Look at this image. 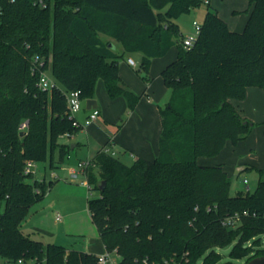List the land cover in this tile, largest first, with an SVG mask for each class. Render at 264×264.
<instances>
[{
  "label": "trees",
  "instance_id": "obj_1",
  "mask_svg": "<svg viewBox=\"0 0 264 264\" xmlns=\"http://www.w3.org/2000/svg\"><path fill=\"white\" fill-rule=\"evenodd\" d=\"M203 3L51 0L40 8L32 0H0L2 258L25 264L97 260L94 253L44 243L22 230L30 206L53 183L28 181L26 160L50 158L52 166L56 149L59 162L69 154L71 143L62 135L80 128L67 112L66 92L79 89L83 100L95 98L101 79L110 98L123 96L133 110L140 95L120 75V60L141 53L140 68L148 73L153 60L173 47L176 57L161 71L171 96L160 109L159 152L127 164L104 146L97 151L92 160L98 174L94 166L87 170L89 190H99L103 179L106 186L88 199L92 222L106 249L118 253L119 264H246L264 255V167L257 169L253 192L233 195L223 165L199 160L217 156L228 142L236 145L256 124L237 101L248 87L264 90V0H251L240 31L208 7L198 39L187 48L176 20ZM44 70L53 82L47 90L38 85ZM24 122L28 127L21 130ZM229 245L224 260L218 249Z\"/></svg>",
  "mask_w": 264,
  "mask_h": 264
},
{
  "label": "rangeland",
  "instance_id": "obj_2",
  "mask_svg": "<svg viewBox=\"0 0 264 264\" xmlns=\"http://www.w3.org/2000/svg\"><path fill=\"white\" fill-rule=\"evenodd\" d=\"M208 7L217 11L218 14L227 22L231 30L240 31L246 26L252 9L251 0H210V3H203L200 7L193 9L188 13L182 14L176 21L179 24L181 35H189L194 31L193 21L202 22ZM121 45L115 44V49L120 50ZM176 49L175 47L172 50ZM137 60V66L127 64V57L119 62V72L126 74L127 77L133 80L141 81V77H146L147 73L140 68L141 56L139 53L131 54ZM140 76V77H139ZM132 80V81H133ZM135 84V82H133ZM133 83L128 87L135 93L141 95V91L134 89ZM164 83V82H163ZM164 89L165 84H163ZM141 90V89H139ZM165 96L160 98L153 97L154 103L164 107L168 102L171 89L166 90ZM262 93H264V90ZM162 92V91H161ZM160 92V93H161ZM96 99L99 100L100 109L105 110L97 120V124L107 132H112V129H117L118 125L123 124L130 115V109L126 102V109L119 111L118 105L108 104L111 101L103 81L100 79L97 82ZM124 98L123 96H121ZM120 98V97H117ZM125 99V98H124ZM126 100V99H125ZM246 111L253 118H259L264 107V102H257L250 95L245 100ZM238 102V101H237ZM238 103H243L239 101ZM244 107V106H243ZM89 111L84 105L82 113ZM257 120V119H256ZM88 136L83 131H79L72 142L80 144L73 150H70L63 161H58V150L54 152L53 165H50V158L45 161H37L38 171L28 174V181H32L33 177L39 179L41 175H46L45 181L48 183L51 179L53 183L45 188V194L36 200L29 208L25 220L22 224V229L29 232L34 238L43 239L44 242H53L66 246L67 248L85 249L88 244L99 245V234L97 227L92 222L90 212L88 210V199L98 197L100 191L95 189L90 191L89 185L86 183L87 174L79 173L76 177H71L69 170L78 165L81 160L92 158L101 147V143L94 138L88 143ZM65 141V138L62 137ZM70 140V138H68ZM70 143V141H68ZM115 154L120 159L132 164L133 157L129 152L115 151ZM202 163L218 164L221 163L231 178L230 193L236 194L238 191L250 190L253 192L259 182L260 174L258 168L264 167V125L259 119L254 125L252 132L245 139L233 145L228 142L224 149L215 157L201 156L199 158ZM208 161V162H207ZM241 166V167H240ZM240 167V168H239ZM93 172L98 174L96 166L93 167ZM55 172L58 176L51 177V173ZM248 182L245 183L244 179ZM4 201L0 200V212L4 210ZM60 212L64 216V220L58 222L54 215ZM262 248L264 249V235H262ZM231 246L219 248L218 250L224 255V260L228 259ZM7 261L0 256V264H6ZM200 260L198 264H201ZM25 264V263H24ZM29 264H35L29 261Z\"/></svg>",
  "mask_w": 264,
  "mask_h": 264
},
{
  "label": "crops",
  "instance_id": "obj_3",
  "mask_svg": "<svg viewBox=\"0 0 264 264\" xmlns=\"http://www.w3.org/2000/svg\"><path fill=\"white\" fill-rule=\"evenodd\" d=\"M209 3H210V0H209ZM115 44H117V43H115ZM120 48L122 49V47H120ZM139 54L142 57V54L141 53H139ZM129 56L133 57L131 54H129L128 57ZM175 57H176V49L171 50L168 53V55L165 57L155 58L151 64L150 70L147 73L146 77H143V76L141 77L142 83L137 81V79L133 80V78L127 77L123 71H122V73L120 72V75L122 76L123 80L125 81L127 87H128V85H130V83L135 82V84L133 83L134 89H137V91H141V93H140L141 95H140V98H139V101H138L136 107L130 111V115L128 116L126 121L123 124L118 125L117 129L113 128L112 129L113 133L105 131V129H103L100 126V124H97V120H98L99 116H101V114L105 113L104 112L105 110H103V112H102V110L100 109V103H99L98 99H97L98 100V109L100 111L98 118L95 121H93L92 123H90L89 125H87L85 128L79 129L78 132L83 131L87 135L89 134V136L87 138L88 143L91 142V139H93V138L95 140L97 139L96 141H99L101 143L100 144L101 147L99 148V150L103 146L107 145L108 141H111V143H112L111 148L114 151L118 150L119 152H122V153L123 152H129L130 155L133 157V159L138 155H142V156L149 158V159L155 158L159 152V137H160L161 130H162L161 119H160V109L163 107L156 104L157 101L154 103L153 99L155 97L160 98L161 96L162 97L165 96V94L167 92L166 90L170 89L166 85H165L166 88L164 89V86H163L164 83H163V79L161 76V71L165 68V66L167 64H169L171 61H173L175 59ZM135 61L137 63V60H135ZM126 62H127V64H129L128 61H126ZM139 89H141V90H139ZM262 92L263 91H260V88H258V87H255V86L248 87L246 97L243 100H241V102H243V103H239L240 108L242 110V115L244 117H247L249 120H251L255 123L259 119H261V122L264 121V107H262L263 111L259 115V118H253L254 116L249 115V112L246 111V108H245L246 103H244V102H246L245 100H247L250 95H252L258 103L264 102V93H262ZM95 99H96V96H95ZM110 100L111 101H109L108 104L118 105L119 111H121V110L124 111V109H126V106H127L126 102L127 101L124 98H122L121 96H120V98L110 99ZM85 107H86V104H85ZM80 113H82V110L78 113V119L83 121L86 118V116L89 114V111L84 112V114L82 116H80ZM78 132L74 133L73 137H75V135ZM73 137H71L70 140H68V138L64 137L65 141H63L66 143H69L68 141H70L71 145L74 144V147L71 148V150L75 149L80 144L79 142H77V143L72 142L71 139ZM92 158H87V159H92ZM207 164H210V163H207ZM76 167H74V168H76ZM74 168H71L69 170V173ZM57 176L58 175L55 172L51 173V177L56 178ZM39 179L40 180L46 179V175H44V174L41 175L39 177ZM57 213L61 214L60 212H57ZM57 213L54 215L55 220L58 222H60V221L62 222L64 220V216L61 214L62 220H57L56 219ZM90 217H91V215H90ZM26 233L31 235L29 232H26ZM98 234H99V232H98ZM39 240H42L44 242V240L42 238ZM44 243H47V242H44ZM68 249H76V248H69L68 247ZM78 250H80V249H78ZM81 250H85V251L94 253L96 255L104 253L105 251H107V249H106V247H105V245H104V243L100 237V234H99V245L88 244L85 249H81Z\"/></svg>",
  "mask_w": 264,
  "mask_h": 264
},
{
  "label": "built area",
  "instance_id": "obj_4",
  "mask_svg": "<svg viewBox=\"0 0 264 264\" xmlns=\"http://www.w3.org/2000/svg\"><path fill=\"white\" fill-rule=\"evenodd\" d=\"M50 3H51V0H32V4L40 8H47L50 5ZM204 3H209V0H204ZM193 25H194L193 33L189 35H183V38H182V44L187 48L194 45V43L198 39V36L201 32L202 24L200 22H198L197 20H194ZM127 61L132 66L137 65L135 59L131 56L127 58ZM38 62H39V56H36L34 59V63H38ZM40 64L42 65L43 63H40ZM52 84L53 82L50 79L47 71L46 70L41 71L38 85L43 90H47L51 88ZM66 101H67V112L73 120V125H75L76 127H79L80 129L85 128L87 125L95 121L100 114V111L98 108H91L89 109V114L86 116V118L83 121L78 119V113L83 109V105L85 106L86 104V101L83 100L81 97V91L79 89L70 90L66 92ZM27 127H28L27 122H24L20 125L21 130H25ZM73 134L74 133L66 132L62 135V137L71 138L73 137ZM103 149L105 151L115 154V151L108 145H105ZM92 166H95V163L92 159L81 160L78 162L77 167L70 171V176L76 177L81 172H85L87 174L88 168ZM38 170L39 169H38L37 161L33 159L26 160V163H25V173L26 174L35 173ZM244 182L247 183L248 180L245 178ZM86 183L89 185L88 180L86 181ZM56 219L62 220L61 214L57 213ZM170 262L171 261L169 260L165 261L166 264H170ZM23 263H24L23 259H19L15 263L12 261H7L6 264H23ZM93 264H119V255L116 252V250H113V251L107 250L104 253L97 254V260Z\"/></svg>",
  "mask_w": 264,
  "mask_h": 264
},
{
  "label": "water",
  "instance_id": "obj_5",
  "mask_svg": "<svg viewBox=\"0 0 264 264\" xmlns=\"http://www.w3.org/2000/svg\"><path fill=\"white\" fill-rule=\"evenodd\" d=\"M86 108H98V100L95 98L87 99L86 100ZM25 131H22L21 134H24ZM74 147V144L71 145V148ZM106 186V180H101L98 184V189L101 191ZM246 264H264V255H258L251 258Z\"/></svg>",
  "mask_w": 264,
  "mask_h": 264
}]
</instances>
